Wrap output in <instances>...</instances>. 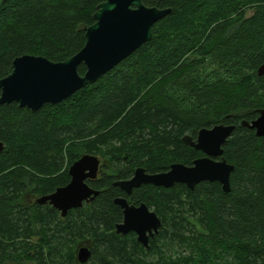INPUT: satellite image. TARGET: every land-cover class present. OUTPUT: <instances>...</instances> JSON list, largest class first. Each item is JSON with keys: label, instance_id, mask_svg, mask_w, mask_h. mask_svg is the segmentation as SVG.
Returning a JSON list of instances; mask_svg holds the SVG:
<instances>
[{"label": "trees", "instance_id": "16d2710c", "mask_svg": "<svg viewBox=\"0 0 264 264\" xmlns=\"http://www.w3.org/2000/svg\"><path fill=\"white\" fill-rule=\"evenodd\" d=\"M104 0H0V80L25 55L63 62L86 44ZM170 9L152 39L96 83L39 111L0 105V264H264V137L242 126L264 110V0H144ZM79 73L85 75L81 65ZM1 95V90H0ZM235 125L224 158L231 190L114 186L137 168L150 174L192 166L204 155L184 144L202 128ZM101 160L88 185L100 194L63 218L36 200L71 181L70 166ZM125 197L162 221L146 248L116 225Z\"/></svg>", "mask_w": 264, "mask_h": 264}, {"label": "water", "instance_id": "95a60500", "mask_svg": "<svg viewBox=\"0 0 264 264\" xmlns=\"http://www.w3.org/2000/svg\"><path fill=\"white\" fill-rule=\"evenodd\" d=\"M144 0H104L94 14V24L85 29L86 44L74 56L63 62H54L43 56L25 55L13 61L12 72L0 80V105L17 103L20 108L39 111L46 104L58 105L81 89L96 83L122 61L149 42L154 26L169 13L170 9H159L144 4ZM86 67L85 75L79 67ZM264 76V63L258 69ZM242 126L254 130L256 136L264 137V110L251 122ZM235 125L220 124L202 128L197 138L186 135L184 144L202 152L203 157L192 166L176 163L167 172L150 174L137 168L129 180L116 181L114 186L126 195L142 186L172 188L183 184L189 190L204 182H218L225 193L231 190V175L235 166L224 158V145L235 131ZM4 144L0 142V152ZM101 160L87 154L69 168L71 181L53 194L36 200L38 205L49 204L65 218L72 210L93 201L100 192L91 188L87 181L99 176ZM114 204L123 212V221L116 225L122 236L134 233L137 241L148 248L150 239L159 234L162 221L158 215L142 203L131 204L125 197H118ZM91 257L89 246L80 245L77 260L87 264Z\"/></svg>", "mask_w": 264, "mask_h": 264}, {"label": "flooded vegetation", "instance_id": "af4514ba", "mask_svg": "<svg viewBox=\"0 0 264 264\" xmlns=\"http://www.w3.org/2000/svg\"><path fill=\"white\" fill-rule=\"evenodd\" d=\"M52 194H53V193H52ZM141 204H142V203H141ZM46 205H49V204H46ZM134 205H135V204H134ZM139 205H140V204H139ZM139 205H136V206H139ZM50 206H51V205H50ZM150 210H151V209H150ZM157 235H158V234H157ZM157 235H156V236H157ZM136 238H137V236H136ZM154 238H155V237H154ZM154 238H153V239H154ZM151 240H152V239H150V241H151ZM149 243H150V242H149Z\"/></svg>", "mask_w": 264, "mask_h": 264}, {"label": "rangeland", "instance_id": "374dc122", "mask_svg": "<svg viewBox=\"0 0 264 264\" xmlns=\"http://www.w3.org/2000/svg\"><path fill=\"white\" fill-rule=\"evenodd\" d=\"M83 246H87V245L84 244Z\"/></svg>", "mask_w": 264, "mask_h": 264}]
</instances>
